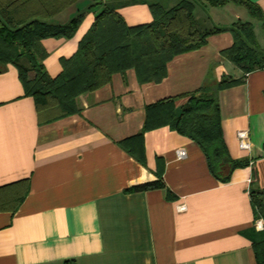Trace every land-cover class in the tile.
<instances>
[{
    "label": "crops",
    "instance_id": "crops-1",
    "mask_svg": "<svg viewBox=\"0 0 264 264\" xmlns=\"http://www.w3.org/2000/svg\"><path fill=\"white\" fill-rule=\"evenodd\" d=\"M179 1L103 0L73 37L43 40L48 72H63L62 58L77 53L106 6L139 26L154 20L150 4L170 8ZM252 1L264 12V0ZM91 3L78 0L46 19L67 23ZM231 4H201L196 18L226 28L249 21ZM233 44L230 30L213 34L202 48L176 56L159 83H140L134 69L115 74L78 98L80 113L48 123L26 95L18 68L0 71V196L30 181L16 211L0 210V264H258L254 239L261 231L251 188H264V68L243 72L222 54ZM225 76L244 82L220 92L224 138L234 159L249 162L230 182L215 177L200 145L170 125L132 139L128 148L135 154L120 145L142 131L148 105ZM188 99L177 100V113ZM240 130L249 131L250 150L240 147ZM161 178L164 188L129 191Z\"/></svg>",
    "mask_w": 264,
    "mask_h": 264
},
{
    "label": "trees",
    "instance_id": "trees-1",
    "mask_svg": "<svg viewBox=\"0 0 264 264\" xmlns=\"http://www.w3.org/2000/svg\"><path fill=\"white\" fill-rule=\"evenodd\" d=\"M60 1L49 6L47 0H0V71L9 64L18 68L26 95L34 97L42 123L80 113L78 98L110 83L115 74L134 69L142 84L162 82L176 56L202 48L210 36L227 30L233 33L234 44L222 54L247 74L264 68V50L252 22L240 20L230 28L209 27L201 25L196 18L198 4L222 7L234 3L246 8L264 26V12L258 4L252 0H180L170 8L160 2L150 4L154 20L139 26H129L117 8L106 6L97 14L77 53L62 58L63 72L53 77L44 64L49 52L43 40L73 37L87 13L103 2L92 0L88 8L67 23L48 21L46 18L78 0ZM243 82V78L232 76L212 79L192 93L148 105L142 131L120 141V145L135 154L128 148L132 139H142L148 130L170 125L200 145L215 177L223 183L230 182L234 171L249 162L234 159L230 154L224 138L220 92ZM184 96L189 99L177 113V100ZM164 187L161 178L131 187L129 191ZM29 189L30 181H24L17 190L7 192L10 196H0V210L16 211ZM251 197L256 218L264 219V188L252 187ZM254 250L257 263L264 264V230L254 239Z\"/></svg>",
    "mask_w": 264,
    "mask_h": 264
},
{
    "label": "built area",
    "instance_id": "built-area-1",
    "mask_svg": "<svg viewBox=\"0 0 264 264\" xmlns=\"http://www.w3.org/2000/svg\"><path fill=\"white\" fill-rule=\"evenodd\" d=\"M237 138L239 141V145L242 149H248L250 150L252 148V142L250 139V134L248 130H240L237 134ZM187 152L183 151V150H179L178 151V157L179 158H184L186 157ZM180 210H186L187 206L186 205H181ZM255 227L260 230L263 231L264 230V219L263 218H259L256 220L255 222Z\"/></svg>",
    "mask_w": 264,
    "mask_h": 264
},
{
    "label": "rangeland",
    "instance_id": "rangeland-1",
    "mask_svg": "<svg viewBox=\"0 0 264 264\" xmlns=\"http://www.w3.org/2000/svg\"><path fill=\"white\" fill-rule=\"evenodd\" d=\"M164 1H166V5H168L169 3H171V1L172 0H164ZM232 6V8L233 9H237V11L238 12H241L242 14H243V16H244V18H245V20H249V21H252V22H254L255 24H256V26H257V33H258V35H259V44L260 45H262L263 46V41H264V39H263V33H264V29L262 28V23H261V21L260 20H256V19H254V18H252L250 15H249V13H248V11L246 10V8H244V7H241V6H238V5H235V4H231ZM198 6H199V8L201 7V4H198Z\"/></svg>",
    "mask_w": 264,
    "mask_h": 264
}]
</instances>
